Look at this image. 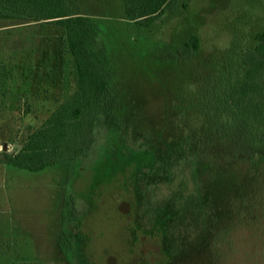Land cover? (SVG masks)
<instances>
[{
	"label": "rangeland",
	"instance_id": "374dc122",
	"mask_svg": "<svg viewBox=\"0 0 264 264\" xmlns=\"http://www.w3.org/2000/svg\"><path fill=\"white\" fill-rule=\"evenodd\" d=\"M75 5L94 18L111 59L121 123L72 162L40 172L5 165L2 153L20 147L74 80L61 29L0 19V264H264V175L238 172L253 208L240 201L238 222L212 246L231 218L226 180L198 182L173 154L186 135L185 99L253 44L264 0H190L148 30L123 19L120 0ZM191 35L197 55L174 61Z\"/></svg>",
	"mask_w": 264,
	"mask_h": 264
},
{
	"label": "trees",
	"instance_id": "16d2710c",
	"mask_svg": "<svg viewBox=\"0 0 264 264\" xmlns=\"http://www.w3.org/2000/svg\"><path fill=\"white\" fill-rule=\"evenodd\" d=\"M189 2L120 0L123 19L143 30L150 29L166 12L187 9ZM0 19L12 25L47 24L61 29L74 80L73 91L28 132L20 147L2 153L3 163L40 172L84 155L98 134L114 135L121 123L120 111L113 96L111 59L99 42L94 18L82 13L75 0H0ZM252 40L253 44L222 70L195 83L191 99H185L178 113L186 135L173 150L177 163L199 172L198 182H227L222 205L226 204L231 218L219 227L212 246L224 240L228 227L238 222L242 201L253 208L254 197L238 185V172L245 171L256 181L264 175V28L255 32ZM199 49L200 39L191 35L170 56L176 62H187ZM216 206L220 208L221 203Z\"/></svg>",
	"mask_w": 264,
	"mask_h": 264
},
{
	"label": "crops",
	"instance_id": "0c3cea01",
	"mask_svg": "<svg viewBox=\"0 0 264 264\" xmlns=\"http://www.w3.org/2000/svg\"><path fill=\"white\" fill-rule=\"evenodd\" d=\"M2 176V175H0ZM3 177V176H2ZM4 178V177H3ZM0 213H2V215H4V211L0 208Z\"/></svg>",
	"mask_w": 264,
	"mask_h": 264
}]
</instances>
